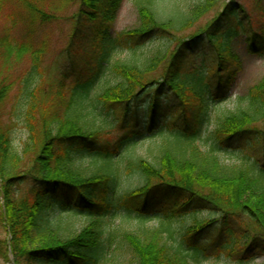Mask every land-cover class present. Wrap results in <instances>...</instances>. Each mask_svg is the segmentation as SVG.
I'll return each mask as SVG.
<instances>
[{
	"label": "trees",
	"instance_id": "1",
	"mask_svg": "<svg viewBox=\"0 0 264 264\" xmlns=\"http://www.w3.org/2000/svg\"><path fill=\"white\" fill-rule=\"evenodd\" d=\"M123 1L61 0L62 6H78L66 17L69 27L57 55L82 68L68 84L67 71L46 76L44 68L52 44L47 23L60 15L47 10L44 0H0V18H6L0 31V231L7 235H0V259L105 264L123 251L137 264H194L204 235L247 264L264 255V77L245 95L226 97L238 61L230 45L243 28L239 11L233 0H222V11L200 26L220 0L192 8L133 0L138 25L111 33ZM244 37L249 52L264 53L262 28ZM143 39L157 45L134 60ZM204 40L210 43L209 67L195 50ZM125 48L131 59L117 57ZM15 85L25 97L28 134L18 144L7 111ZM227 100L231 108L224 107ZM130 109H143L148 132L168 120L146 156L132 152L134 134L121 135ZM240 144L261 151L225 163ZM160 205L163 211L153 213ZM197 212L209 216L200 220ZM57 216L68 222L62 226ZM115 216L136 225H116ZM187 216L179 239L175 223ZM77 218L85 221L75 230ZM151 219L157 225L147 226Z\"/></svg>",
	"mask_w": 264,
	"mask_h": 264
},
{
	"label": "rangeland",
	"instance_id": "2",
	"mask_svg": "<svg viewBox=\"0 0 264 264\" xmlns=\"http://www.w3.org/2000/svg\"><path fill=\"white\" fill-rule=\"evenodd\" d=\"M200 1L204 0H160V2L164 5L178 4L183 8L187 6L192 8L193 5L198 4V2ZM44 2V7H46L47 10L53 11L57 16L60 15L54 22L47 23V29L49 30L48 35L52 44L50 43L51 49L47 56V59L44 62V68L46 69L45 75L47 76L50 72L55 73L59 71H67L68 79H66V81L68 84H70L81 77L80 74L82 72V68L80 67V65L72 67L70 64L68 65L67 63L60 62L59 59H57V55L62 47V36H65L66 30L69 27V24L66 21V17L67 15L74 13L77 10L78 6L74 2H70L69 4H67V6H62L61 0H44ZM222 3V0H220V2H218V4L216 5V8L210 11L209 14L206 15L203 19H201L197 25L202 26L204 24H207L210 20L214 19L215 16L219 14L220 11H222ZM231 3L232 5H234L237 11H239L240 21L242 25L241 27H243L241 32L236 37H234V39H232L230 45V49L232 53L237 56L238 61L237 63L233 64L231 70H233L234 72L229 78L228 85L225 86L226 89H224L226 97L234 99L235 95H245L247 89L250 86L254 85L259 79L264 77V53L252 54L251 52H249L248 48H246L244 37V32L249 33L252 30L260 28L264 30V0H233ZM221 17V22L227 24L229 20L226 17ZM5 23L6 18H4V16H1L0 31L2 30V27ZM138 23L139 20L137 9H135L133 0H124L116 9V12L113 15L110 32L116 33L122 32V30H132L138 25ZM191 29L194 31V28ZM188 32L186 34H188ZM137 44L138 45H135L136 48L133 50L134 54L130 50L125 48L122 50V52H119L117 57L120 59H131V56L134 55V60L142 58L147 51L151 50L157 45V42H148L147 39H143ZM209 44L210 43L208 40H204L200 41L199 44L195 46V50L205 56L207 67H209L211 63L209 61ZM21 92L22 91L20 90L19 86L15 85V87L10 92L8 101L9 103L7 105V111H11L13 113L12 122L15 125L13 135L15 139L14 142L16 144H18V142L22 139H26L28 135L26 134V130L22 121V112L24 110L25 97ZM161 96L164 97L163 99L167 97L166 95ZM146 98L147 97H145L144 100ZM16 106H18V108L20 107V115L17 114V116L13 111ZM224 107L231 108V100L225 101ZM169 111L170 110L168 108H165L164 110H162V113L163 115H167ZM126 117L129 120L127 123L128 129L121 131V135L126 134L127 132L131 133L132 135L134 134V136L138 139V143L134 146V148H132V152L146 156L148 154L147 150L149 146L155 145L156 143L160 142L159 138L156 135L157 130H159L160 127L168 125V120L161 117L162 120L155 122L151 130L148 132L147 124L149 121H147V118H145V112L143 111V109H137L136 111L130 109V111L127 112ZM8 118L9 117H6L5 121H8ZM231 150L232 151L229 153V155H226L224 157L225 163H238V161L242 158L258 156L261 151L257 148H247L243 144H240L237 147L236 145H234ZM92 169L93 167H90L89 170ZM67 202L68 204H71L72 200L68 199ZM152 210L151 211L153 213H161L163 211V206H156V208ZM195 215H197L200 220L205 219L207 218V216H209V214L206 212H197ZM188 218H190V216H187L186 221L184 220L183 222L179 221V223H175V226H178L175 237H182L180 228H183L182 225L184 224V222H190ZM55 220L59 221L62 226H64L66 222H68L66 216H57ZM113 220L116 225L123 224V226H128L129 228L136 225L135 219L132 218L131 220H129L120 216H115ZM84 221L85 220L81 218H77L76 221L73 222V225L75 226L72 227H75V230H78V227L80 225H83ZM146 225H157V220H148L146 221ZM0 235L2 237L7 236L1 231ZM201 236L203 238H199L197 245L201 247L202 252H200L199 254V260L194 264H239L238 260L241 258L240 255L233 251L229 252L226 250H222L221 248H219V246L211 245L210 242L208 243L206 236ZM187 240L189 239L187 238ZM189 243L193 245V242L190 240ZM112 254H110L105 264H137V262L132 259V257L128 253H125L123 251H115ZM249 257L251 256H248L247 258L249 259ZM247 262V264H264V255L257 254V257L255 259L252 260V258H250ZM0 264L10 263L4 261L1 258Z\"/></svg>",
	"mask_w": 264,
	"mask_h": 264
}]
</instances>
